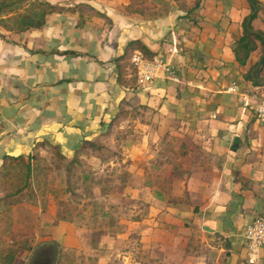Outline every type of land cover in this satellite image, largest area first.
<instances>
[{"label":"crops","instance_id":"0c3cea01","mask_svg":"<svg viewBox=\"0 0 264 264\" xmlns=\"http://www.w3.org/2000/svg\"><path fill=\"white\" fill-rule=\"evenodd\" d=\"M46 1L59 9L42 28L0 26V166L7 155L47 150L41 142L72 158L120 105L140 111L120 126L125 133L133 121L138 133L124 152L129 181L112 196L129 204L115 206L90 253L79 251L73 223L56 225L66 264L81 255V264H248L245 231L264 218V125L254 114L264 66L259 85L246 77L262 48L244 64L235 53L248 0ZM258 1L252 25L264 33ZM134 41L174 62L176 79L161 73L141 87L129 72L118 82L115 59L140 52ZM11 253L0 249V264L26 263Z\"/></svg>","mask_w":264,"mask_h":264},{"label":"rangeland","instance_id":"374dc122","mask_svg":"<svg viewBox=\"0 0 264 264\" xmlns=\"http://www.w3.org/2000/svg\"><path fill=\"white\" fill-rule=\"evenodd\" d=\"M127 112L140 111L132 108ZM125 124L128 131L124 134L120 148H117L121 156L109 151L106 152L107 161L101 162L91 156L88 158L90 166L82 167L83 171L80 166L77 167L79 175L89 172L88 184L93 197L87 195V188L84 183L82 186V182L75 180L69 187L65 166L53 150L37 152L32 162L30 186L19 196L0 202V249L19 251L27 260L25 264H29L34 252L39 248L49 245L60 247L58 241L53 238L56 237L53 231L60 222H69L75 225L81 238V254L85 251L90 253L88 246L96 243L99 237L112 228L114 214L117 215L115 206L121 204L125 208L129 204L128 201L120 203L118 198L114 201L112 197L115 191L122 189L129 181V163L124 152L127 151L129 142H135L138 136L133 121ZM112 139L108 140L114 144ZM19 169L20 167L11 171V176L21 175ZM18 171L19 173H16ZM20 183L17 179L4 181L0 177V198L1 190L3 193L11 192L17 189ZM8 203L11 204V211L5 213ZM81 256L78 257V264H81Z\"/></svg>","mask_w":264,"mask_h":264},{"label":"trees","instance_id":"16d2710c","mask_svg":"<svg viewBox=\"0 0 264 264\" xmlns=\"http://www.w3.org/2000/svg\"><path fill=\"white\" fill-rule=\"evenodd\" d=\"M250 6V13L242 22L243 34L241 38L238 40L237 45L235 47V53L237 60L244 64L247 59L250 57L252 52H254L259 46L262 48V54L259 58L258 63L246 74V77L256 85L260 83L253 80L254 77H258L262 71L264 66V33L260 30H255L253 28V21L258 18L259 13L262 11L263 6L258 0H248ZM198 4L191 7L190 10L196 8ZM59 9V6L53 5L46 0H0V26L6 29L7 31L12 32H24L29 29H38L42 28L48 19V15L56 12ZM131 45L136 46L141 55L145 59H152L155 54L151 52L146 46H144L139 41H134L130 43ZM132 52H125L122 56L115 59V63L118 70V82L127 83L125 81V77L127 73H131V78L128 82H132L137 80L136 70L132 64ZM129 69L127 70L126 68ZM128 109L120 105V110L118 114L109 122L108 128L99 137L95 140H86L84 143L78 148L72 158H68L65 154H63L58 145H54L48 142H41V146H46L49 150H53L56 155H58L65 166L66 176L68 180V185L71 187V183L74 184V181L77 180L82 182L87 188V195L89 197H93V192L91 187L89 186V172L87 174H77V167L90 166V162L88 158L94 156L98 158L101 162L107 161L105 158L106 152H113L117 155L121 156V153L117 148H120V143L124 139V131L125 129H120L122 122L127 117ZM113 138L114 144H111L108 139ZM35 156L30 154L28 156L20 155V156H5L3 158V164L0 166V177L4 179V181L12 178L13 180H20V186L17 189L11 190V192L3 193L1 190V198L0 202L8 200L9 198H14L19 196L27 187L30 186V181L33 174V160ZM14 163V164H13ZM20 167L19 171L21 175L19 176H11L13 170H16ZM16 172V173H19ZM83 171V170H82ZM15 182V181H14ZM71 190V188H68ZM73 193V192H72ZM11 204L8 203L6 205L5 213L11 211ZM14 255L16 251H11ZM61 257L59 264H66L69 259L72 260L70 256H66L65 251L61 250ZM74 261L76 257H73Z\"/></svg>","mask_w":264,"mask_h":264},{"label":"built area","instance_id":"2783aa9c","mask_svg":"<svg viewBox=\"0 0 264 264\" xmlns=\"http://www.w3.org/2000/svg\"><path fill=\"white\" fill-rule=\"evenodd\" d=\"M132 64L136 70L137 82L141 87L152 83L161 73L171 79H176L178 66L168 58L154 56L152 59H145L140 52L132 56ZM238 86L234 83L229 91L237 92ZM242 102H246L240 95ZM254 114L261 124L264 125V99L254 108ZM246 262L257 264L261 259L264 249V218L259 217L250 224L245 231Z\"/></svg>","mask_w":264,"mask_h":264},{"label":"water","instance_id":"95a60500","mask_svg":"<svg viewBox=\"0 0 264 264\" xmlns=\"http://www.w3.org/2000/svg\"><path fill=\"white\" fill-rule=\"evenodd\" d=\"M58 248L53 246L41 247L34 252L29 264H56L58 258ZM45 255L46 257L42 260L41 256Z\"/></svg>","mask_w":264,"mask_h":264},{"label":"flooded vegetation","instance_id":"af4514ba","mask_svg":"<svg viewBox=\"0 0 264 264\" xmlns=\"http://www.w3.org/2000/svg\"><path fill=\"white\" fill-rule=\"evenodd\" d=\"M45 257H46V256H45V255H43V256H41V259L43 260Z\"/></svg>","mask_w":264,"mask_h":264}]
</instances>
